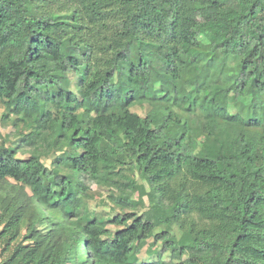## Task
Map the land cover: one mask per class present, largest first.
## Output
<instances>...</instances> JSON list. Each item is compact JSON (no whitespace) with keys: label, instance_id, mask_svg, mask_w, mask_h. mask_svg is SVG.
Returning <instances> with one entry per match:
<instances>
[{"label":"trees","instance_id":"1","mask_svg":"<svg viewBox=\"0 0 264 264\" xmlns=\"http://www.w3.org/2000/svg\"><path fill=\"white\" fill-rule=\"evenodd\" d=\"M4 121L0 264H264V0H0Z\"/></svg>","mask_w":264,"mask_h":264},{"label":"rangeland","instance_id":"2","mask_svg":"<svg viewBox=\"0 0 264 264\" xmlns=\"http://www.w3.org/2000/svg\"><path fill=\"white\" fill-rule=\"evenodd\" d=\"M214 74L215 76L217 75V69L214 70ZM133 110L137 111L139 114H144L146 111L145 108H140L138 106L133 107ZM0 132L2 136L7 140L8 144H13V145H15L16 143L20 144L19 139L16 137V131L9 121H4L3 123H0ZM19 155L23 157L27 155V153H25V147L22 148ZM52 157L53 155H51L48 159H43L44 163L46 165H51ZM88 192H90V198L87 201V208L89 211L95 212L97 215L103 216V217L114 215L118 212H122L119 207H116L112 203L111 198L109 197L110 195H113V194L118 195L117 190L110 188L108 186L99 185L95 182H91L89 184ZM144 200H145L146 205L150 206V203H148L146 197H144ZM108 227L112 229L116 228L112 225H109ZM165 228H168V227L165 226ZM168 229H171V228H168ZM151 242H152V239L150 238L147 241V245L142 249V252L139 255L141 259L149 260V256L147 255L146 251L148 249L147 247H149L148 245ZM151 248L152 249L158 248V246L153 245Z\"/></svg>","mask_w":264,"mask_h":264}]
</instances>
